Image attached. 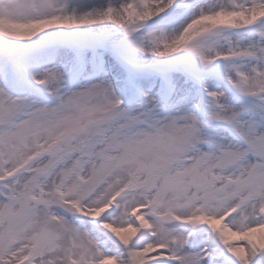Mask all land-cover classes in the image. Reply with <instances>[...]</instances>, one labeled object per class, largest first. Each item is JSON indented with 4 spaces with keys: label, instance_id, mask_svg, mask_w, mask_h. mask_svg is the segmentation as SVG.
<instances>
[{
    "label": "snow or ice",
    "instance_id": "6c2138e0",
    "mask_svg": "<svg viewBox=\"0 0 264 264\" xmlns=\"http://www.w3.org/2000/svg\"><path fill=\"white\" fill-rule=\"evenodd\" d=\"M98 25L200 99L69 90L60 47ZM0 264H264V0H0Z\"/></svg>",
    "mask_w": 264,
    "mask_h": 264
},
{
    "label": "rangeland",
    "instance_id": "374dc122",
    "mask_svg": "<svg viewBox=\"0 0 264 264\" xmlns=\"http://www.w3.org/2000/svg\"><path fill=\"white\" fill-rule=\"evenodd\" d=\"M110 2L114 3V2H116V0H66V3L68 4L70 10H76V11L87 10L91 7L106 6ZM87 30H89V31H87ZM87 32L89 33L91 38H93L96 41L95 43H97V44H94V46L92 47V49L90 51H87V49H85V53H84L85 55H82V50L84 47L78 46V42L84 40L81 38V35H82V33H87ZM41 35L44 36L46 34H41ZM35 39H39V38H34V40ZM123 39L124 38L122 36V33H120L119 29H117L115 26L98 25V26H92L91 28L86 29V30H81L79 33L75 34L71 39L64 42L60 47L59 59L60 60H66V61H65V63H62L63 61H60V62H58V64L60 66V69L62 71H64L66 74L67 87L70 84L69 74L74 73L81 65L79 63V61H76V62L74 61V57H77L78 60H81L84 65H86L89 69H91L90 73L88 72V70H86L84 73H82L79 76L78 81L72 87L70 86L71 88L69 87L68 89L69 90H76L82 85H89V84H87L89 82L91 83L93 81L92 83H95V80H94L96 78L95 76H94L95 77L94 79L91 78L89 80L86 77L89 76V74L90 75L91 74L97 75L98 71H101L102 74L105 72L100 70V69H97L95 67L92 68V67H90V65L92 66L94 64V61L98 62L99 59H101L104 62V60H106V57H104V55L109 56V54H105L106 52H104V51L107 50V51L112 52L110 45L112 43H119ZM31 44H33V41L18 42V48L23 50L24 48H26L27 46H29ZM100 48L102 51L99 50ZM99 52H100V55H99ZM177 55L178 56H184L185 54L181 53V54H177ZM132 57L134 59V64L129 69L130 70L129 73L131 75H135L137 73V71H139V69L150 68V67L154 68V67H158V65H160V61L158 60V58H153L151 56H144L140 53H137L135 50L132 53ZM167 65H170L171 68L175 70V68L172 66L171 63H169ZM103 70H105V69H103ZM106 72H107V70H106ZM176 73H177V76H175L172 79V85L174 88L177 89V91H175V93L172 94L169 97V99L165 100V102L159 103L160 102L159 99L161 97L160 89L158 90V95L156 97L152 96V98H151L152 91H150L148 93L146 92L145 97L146 96L150 97L155 102V104L161 109V114H175L176 110H178V109L180 111L190 110L192 103L196 102L198 99V95L196 94V96H195V94H194L196 88L193 87L191 85V83L187 81V79L184 77L183 73H181L179 71H177ZM108 74H109V71H108ZM148 75L149 74H147V76ZM105 76L108 77L107 80H109V81L111 80L110 76H107V75H105ZM145 78H142V80L144 81ZM182 86H184V88L187 89V92H185V94L182 92L181 89H179ZM144 103H145V101H142V102L140 101L128 110L136 111L139 108L143 107ZM122 107H124V106L122 105ZM125 109H127V108H125ZM232 239H233V242L239 243V241H236L235 238H232Z\"/></svg>",
    "mask_w": 264,
    "mask_h": 264
},
{
    "label": "bare ground",
    "instance_id": "6f19581e",
    "mask_svg": "<svg viewBox=\"0 0 264 264\" xmlns=\"http://www.w3.org/2000/svg\"><path fill=\"white\" fill-rule=\"evenodd\" d=\"M89 31V30H87ZM83 34V37L81 38H84L85 35H88L89 33H82ZM60 61H63L62 63H65L66 60H58V62ZM106 67L107 69L109 70H112V74L113 76L110 78L111 80H107L108 77H104V75L102 74V72L100 71L99 74H97L96 78L93 76L92 78L95 80V83H98L102 80H107L108 82H110L113 86V90L115 92V94L118 96V97H121V96H127L128 94V91H129V88L127 87L126 83H124L122 80V76L124 75V70L123 68H121V66H119V64H117L116 62H112L110 59L106 58ZM175 77V76H174ZM173 78V77H172ZM93 82V81H92ZM92 82L90 83H87V84H92ZM158 80H154L153 78H150L149 79V83L147 84L148 88H151L150 91H152V94H151V98L152 96L153 97H156L157 96V89L159 88L158 87ZM179 89L182 90V92L185 94V92H187V89L184 88V86L180 87ZM181 92V93H182Z\"/></svg>",
    "mask_w": 264,
    "mask_h": 264
}]
</instances>
